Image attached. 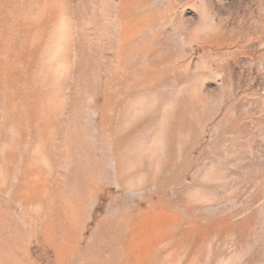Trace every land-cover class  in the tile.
I'll return each mask as SVG.
<instances>
[{"label": "rangeland", "instance_id": "obj_1", "mask_svg": "<svg viewBox=\"0 0 264 264\" xmlns=\"http://www.w3.org/2000/svg\"><path fill=\"white\" fill-rule=\"evenodd\" d=\"M0 264H264V0H0Z\"/></svg>", "mask_w": 264, "mask_h": 264}]
</instances>
